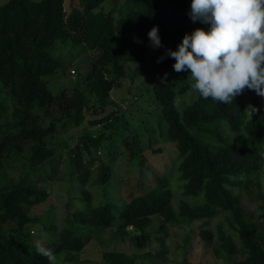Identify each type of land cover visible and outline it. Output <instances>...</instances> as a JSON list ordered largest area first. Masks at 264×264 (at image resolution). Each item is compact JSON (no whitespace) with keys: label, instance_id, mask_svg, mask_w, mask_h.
<instances>
[{"label":"trees","instance_id":"1","mask_svg":"<svg viewBox=\"0 0 264 264\" xmlns=\"http://www.w3.org/2000/svg\"><path fill=\"white\" fill-rule=\"evenodd\" d=\"M172 1L124 0L117 5L118 0H69V10L65 0L0 4V170L10 161L24 160L17 180L0 182V264H57L59 258L60 264H76L86 244L106 232L145 248L154 219L161 220L156 229L160 253L169 225L198 222V235L208 245L214 240L216 256H234L229 264H264V224L244 206L245 198L260 202L257 212L264 214L259 179L264 170V102L256 93L243 91L228 104L196 94L178 109L175 94L189 85L175 91L157 77L152 82L153 98L160 103L166 139L178 151L169 164L172 170L150 171L147 190L130 191L122 204L108 194L112 164L110 155L100 154L101 144L110 138L107 129L119 134L125 128V122L121 130L117 127L123 119L117 111H108L110 93L127 76L128 61L137 62L149 77L155 69L174 64L166 50L175 49L192 29L172 23L177 19L169 14ZM190 5L191 0H176L182 20L190 18ZM154 25L161 38L159 48L150 45L147 35ZM59 46L71 50L80 46V51L92 54L85 59L90 62L86 74L77 73L75 82L54 91L46 76L61 67L60 56L53 53ZM160 56L165 58L157 62ZM100 111L104 114L87 123L102 126L101 131L90 134L84 129L70 146L58 139L85 115ZM119 136L117 144L126 159L141 167L140 135ZM150 144L149 150H160ZM62 161L69 192L60 200L74 210L60 223L56 216L47 222L36 210L46 203L54 207L46 184L62 178L58 170ZM93 185L100 186L98 202L88 189ZM216 217L214 233L205 225ZM39 247L50 249L51 257L41 255ZM138 257L115 249L101 252L105 264H137ZM143 257L152 263L148 254Z\"/></svg>","mask_w":264,"mask_h":264},{"label":"rangeland","instance_id":"2","mask_svg":"<svg viewBox=\"0 0 264 264\" xmlns=\"http://www.w3.org/2000/svg\"><path fill=\"white\" fill-rule=\"evenodd\" d=\"M7 0H0V4L5 3ZM124 0H118L117 5L123 3ZM167 2V0H161ZM174 1V2H173ZM169 6V14L176 17L177 19L172 20V23L177 25H189L192 30L197 27H204L207 29L206 24H201L200 21L193 22L191 18L182 20L184 14L176 6V0H173ZM64 6L66 9L69 8V0H65ZM69 10V9H68ZM180 17V19H179ZM171 20V19H170ZM174 21V22H173ZM80 46L70 49V46H59L53 51L55 55L60 56L61 67L53 74L46 76L48 79V86L54 91H57L71 82H75L77 73L86 74L87 68L89 67L88 61L85 59L91 57L89 53H83L80 51ZM80 52V53H78ZM127 76L121 80V84L118 87H114L110 93L111 106L108 111L116 110L117 114L123 118L119 121L117 127L121 130L122 123L125 128H122V133L117 134L114 129H107L105 135L108 137L104 138L101 144L100 154L102 156L110 155L111 157V170L112 174L108 181V194L112 200H116L119 204L123 203V198L130 192L145 191L148 188V183L151 181L150 171L159 172L160 174L168 173L171 169L170 165L172 159L178 154L177 147L169 139H166L164 133V126L166 123L161 116L159 108L160 103L153 98L152 82L157 77H162L168 84L177 91L183 84H188L189 87L183 91H177L175 94V106L178 109L183 108L191 99H193L197 93L191 89L193 81L190 78L188 71L176 72L173 70V64L165 65L161 68L155 69L153 75L145 76L143 71L139 68V65L135 61H128L124 63ZM165 73L167 75L165 76ZM245 93H255L254 90L245 89ZM153 98V99H152ZM264 102V97H261ZM104 112H97L92 115H85L84 120L77 126H72L67 129L64 133L58 136L61 142L66 145H73L78 137V134L82 131L88 130L90 134H95L103 129L102 126L90 127L87 123L88 119L92 117H99ZM163 122H162V120ZM163 128V130L161 129ZM227 133V130H223ZM140 135V146L142 150L140 156L144 159L143 165L140 167L134 165L135 163L129 162L126 159L127 155L124 149L118 144V138L121 136L130 137L132 135ZM152 141L153 145L150 144V148L158 149L149 150V143ZM64 147V146H63ZM62 148V147H61ZM65 150V149H63ZM110 153V154H109ZM136 156V162L138 158ZM107 158V157H106ZM24 160L20 157L17 160L10 161L3 169L0 170V182L5 180H17L21 173L20 164ZM65 162H60L58 170L61 173V179L57 178L55 181L46 184L49 192L52 196V202L54 207L51 205L42 204L36 211L42 214L45 221H52L51 216H56L55 221L60 223L62 217L69 216L74 210L73 208L67 209L64 206L65 201L62 203L60 199L68 196L69 188L68 183L65 179L67 172L64 168ZM178 176V172H177ZM176 177V172L173 174V178ZM146 179L147 181H145ZM259 179L264 187V170L259 174ZM149 181V182H148ZM137 183L139 185H137ZM100 186L93 185L89 186L88 189L98 202L101 200L99 191ZM173 188V192L176 191ZM264 191V188L262 189ZM179 194L176 193L173 198L172 205L176 211V201L178 200ZM55 198V203H54ZM60 201V203H59ZM260 202L252 201L248 198L244 199V206L255 213V218L258 223L264 224V214L257 212V205ZM52 213H55V215ZM218 217L210 219L205 227L216 232V226L218 223ZM160 219H154L148 228L150 234L148 245L145 248H135L129 239L120 240L117 236H110L107 232L101 235L100 238L91 239L80 255V261L76 264H105L101 258V252L105 250H119L125 253H136L139 255L137 264H182L185 260H189L195 264H229L234 259V256L221 258L214 254L212 244H205L201 237L198 235V222L191 225H169L167 227V235L163 241L164 252L160 253L161 246L157 242L159 233L156 231L160 225ZM225 226V224H223ZM190 228L192 230L190 231ZM240 245V242H236ZM143 254H148L153 260L149 262L147 257H143ZM57 264L61 263V258L55 260Z\"/></svg>","mask_w":264,"mask_h":264},{"label":"clouds","instance_id":"3","mask_svg":"<svg viewBox=\"0 0 264 264\" xmlns=\"http://www.w3.org/2000/svg\"><path fill=\"white\" fill-rule=\"evenodd\" d=\"M188 14L207 29L186 32L166 55L174 59V71L189 72L192 91L221 104L231 103L246 88L264 97V0H191ZM147 35L153 48L161 46L158 26ZM38 252L52 255L45 247Z\"/></svg>","mask_w":264,"mask_h":264}]
</instances>
